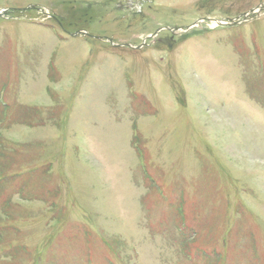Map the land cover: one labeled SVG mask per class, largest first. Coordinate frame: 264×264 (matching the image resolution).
<instances>
[{
    "label": "rangeland",
    "instance_id": "374dc122",
    "mask_svg": "<svg viewBox=\"0 0 264 264\" xmlns=\"http://www.w3.org/2000/svg\"><path fill=\"white\" fill-rule=\"evenodd\" d=\"M121 1L0 0V264H264V0Z\"/></svg>",
    "mask_w": 264,
    "mask_h": 264
},
{
    "label": "water",
    "instance_id": "95a60500",
    "mask_svg": "<svg viewBox=\"0 0 264 264\" xmlns=\"http://www.w3.org/2000/svg\"><path fill=\"white\" fill-rule=\"evenodd\" d=\"M238 22H236V23H233V25H235V24H237Z\"/></svg>",
    "mask_w": 264,
    "mask_h": 264
},
{
    "label": "trees",
    "instance_id": "16d2710c",
    "mask_svg": "<svg viewBox=\"0 0 264 264\" xmlns=\"http://www.w3.org/2000/svg\"><path fill=\"white\" fill-rule=\"evenodd\" d=\"M5 156V155H4Z\"/></svg>",
    "mask_w": 264,
    "mask_h": 264
}]
</instances>
